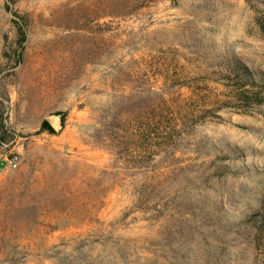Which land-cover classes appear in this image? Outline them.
I'll return each mask as SVG.
<instances>
[{"label":"rangeland","instance_id":"374dc122","mask_svg":"<svg viewBox=\"0 0 264 264\" xmlns=\"http://www.w3.org/2000/svg\"><path fill=\"white\" fill-rule=\"evenodd\" d=\"M232 59L264 74V0H0V264H264V105L226 103Z\"/></svg>","mask_w":264,"mask_h":264},{"label":"trees","instance_id":"16d2710c","mask_svg":"<svg viewBox=\"0 0 264 264\" xmlns=\"http://www.w3.org/2000/svg\"><path fill=\"white\" fill-rule=\"evenodd\" d=\"M6 7L10 9V5ZM28 21L27 15L20 14L17 11L14 12L13 22L17 25L18 44L21 48L26 41L25 28ZM16 53L18 58L17 62L20 63L22 61V52L19 50ZM222 74L227 81V89L230 94L226 98L227 104L236 103L239 108L245 111L253 110L256 107L264 105L263 73L251 71L241 61L232 59L224 63ZM195 99L190 102L180 100L171 108L163 107L161 109L162 115L156 129L158 132L154 133V136L156 135V139L159 141L161 151L172 147L176 143L177 138L185 131L186 127L197 125L201 117H204V113H212L213 111L215 113L213 106V108L207 109L209 107L208 104L200 103V96ZM42 127L44 130L55 133V130L46 121ZM152 135L153 132L150 133V136Z\"/></svg>","mask_w":264,"mask_h":264},{"label":"built area","instance_id":"2783aa9c","mask_svg":"<svg viewBox=\"0 0 264 264\" xmlns=\"http://www.w3.org/2000/svg\"><path fill=\"white\" fill-rule=\"evenodd\" d=\"M6 165L11 169H17L21 162V157L17 152H11L6 158Z\"/></svg>","mask_w":264,"mask_h":264},{"label":"water","instance_id":"95a60500","mask_svg":"<svg viewBox=\"0 0 264 264\" xmlns=\"http://www.w3.org/2000/svg\"><path fill=\"white\" fill-rule=\"evenodd\" d=\"M47 122L54 129L58 126H62L61 121L57 115H51L47 118Z\"/></svg>","mask_w":264,"mask_h":264},{"label":"crops","instance_id":"0c3cea01","mask_svg":"<svg viewBox=\"0 0 264 264\" xmlns=\"http://www.w3.org/2000/svg\"><path fill=\"white\" fill-rule=\"evenodd\" d=\"M2 165H4V163L1 164V167H2ZM7 167H8V166H7Z\"/></svg>","mask_w":264,"mask_h":264}]
</instances>
